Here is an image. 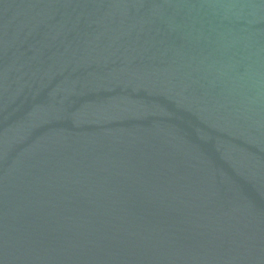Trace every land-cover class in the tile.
Here are the masks:
<instances>
[{"label": "water", "instance_id": "1", "mask_svg": "<svg viewBox=\"0 0 264 264\" xmlns=\"http://www.w3.org/2000/svg\"><path fill=\"white\" fill-rule=\"evenodd\" d=\"M0 264H264V0H0Z\"/></svg>", "mask_w": 264, "mask_h": 264}]
</instances>
